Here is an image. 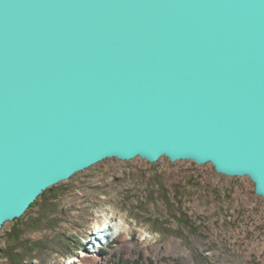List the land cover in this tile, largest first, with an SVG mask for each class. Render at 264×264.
I'll use <instances>...</instances> for the list:
<instances>
[{
    "label": "water",
    "instance_id": "obj_1",
    "mask_svg": "<svg viewBox=\"0 0 264 264\" xmlns=\"http://www.w3.org/2000/svg\"><path fill=\"white\" fill-rule=\"evenodd\" d=\"M137 157L264 198V0H0V230Z\"/></svg>",
    "mask_w": 264,
    "mask_h": 264
},
{
    "label": "rangeland",
    "instance_id": "obj_2",
    "mask_svg": "<svg viewBox=\"0 0 264 264\" xmlns=\"http://www.w3.org/2000/svg\"><path fill=\"white\" fill-rule=\"evenodd\" d=\"M52 188L21 217L34 226L30 243L44 247L32 253L31 264H61V258L85 264L80 260L91 249L98 257L93 264H264V198L249 177H228L212 164L188 160L111 158ZM118 209L159 233L152 249L135 232L128 247L119 239L98 243L91 220L108 218L109 229ZM16 225L0 230V248Z\"/></svg>",
    "mask_w": 264,
    "mask_h": 264
},
{
    "label": "clouds",
    "instance_id": "obj_3",
    "mask_svg": "<svg viewBox=\"0 0 264 264\" xmlns=\"http://www.w3.org/2000/svg\"><path fill=\"white\" fill-rule=\"evenodd\" d=\"M94 215L102 216V214L94 213ZM111 215L116 219L111 223L110 230L108 229L107 221L104 224L98 220H91L90 228L92 232L103 234L107 231V235L112 241L118 239L124 241H131L133 239V231L137 234L136 239L147 248L150 244L155 243L159 238V233L153 232L151 226L138 222L134 217H130L127 210H117L112 212ZM61 264H73L71 258H61Z\"/></svg>",
    "mask_w": 264,
    "mask_h": 264
},
{
    "label": "trees",
    "instance_id": "obj_4",
    "mask_svg": "<svg viewBox=\"0 0 264 264\" xmlns=\"http://www.w3.org/2000/svg\"><path fill=\"white\" fill-rule=\"evenodd\" d=\"M53 189L51 188L49 191L53 192ZM46 194L47 192L42 194L41 197L46 196ZM46 201L49 202V199H46ZM36 203L37 201L31 205L29 210L34 208ZM41 209V212L46 211V207ZM15 222H17V225L7 233L5 246L0 248V259L4 260L3 264H31V260L35 257L32 253L36 250L40 251L41 248L43 250L44 247L42 246V242H34L31 244L28 240V232H32V229H34L32 224L24 222L21 218L16 219Z\"/></svg>",
    "mask_w": 264,
    "mask_h": 264
},
{
    "label": "bare ground",
    "instance_id": "obj_5",
    "mask_svg": "<svg viewBox=\"0 0 264 264\" xmlns=\"http://www.w3.org/2000/svg\"><path fill=\"white\" fill-rule=\"evenodd\" d=\"M145 160V159H144ZM107 219L108 218H105V219H101V220H99L98 219V222L99 223H102V222H104L105 223V221H107ZM109 229H110V227H109ZM134 232V231H133ZM133 234V233H132ZM96 239H97V241H98V243H100V245L103 243V242H106V243H109L110 241H111V239L109 238V236L107 235V231H105L103 234H99L98 236H96ZM107 239H109V240H107ZM120 240V239H119ZM122 242H123V247H128V246H130V242L129 241H124V240H121ZM175 240H173V241H171L169 244H168V250H170V251H174V250H172V248H173V246L175 247V243L176 242H174ZM98 245V244H97ZM97 245H94V248H95V246H97ZM153 246H154V244H150L146 249H152L153 248ZM183 250H178V253H181ZM97 259H98V257L97 256H95V252H94V250L93 249H91V251H89L88 250V253H86L85 255H84V257H83V259H81L80 261L82 262V263H85V264H93V263H95L96 261H97Z\"/></svg>",
    "mask_w": 264,
    "mask_h": 264
}]
</instances>
